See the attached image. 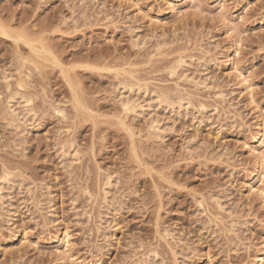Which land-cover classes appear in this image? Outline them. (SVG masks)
Here are the masks:
<instances>
[{"label":"rangeland","instance_id":"obj_1","mask_svg":"<svg viewBox=\"0 0 264 264\" xmlns=\"http://www.w3.org/2000/svg\"><path fill=\"white\" fill-rule=\"evenodd\" d=\"M0 264H264V0H0Z\"/></svg>","mask_w":264,"mask_h":264},{"label":"bare ground","instance_id":"obj_2","mask_svg":"<svg viewBox=\"0 0 264 264\" xmlns=\"http://www.w3.org/2000/svg\"><path fill=\"white\" fill-rule=\"evenodd\" d=\"M138 89V88H137ZM146 91V90H145ZM11 100V99H10ZM123 104V103H122ZM131 104V103H130ZM133 105V104H132ZM123 106V105H122Z\"/></svg>","mask_w":264,"mask_h":264}]
</instances>
